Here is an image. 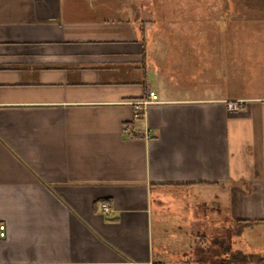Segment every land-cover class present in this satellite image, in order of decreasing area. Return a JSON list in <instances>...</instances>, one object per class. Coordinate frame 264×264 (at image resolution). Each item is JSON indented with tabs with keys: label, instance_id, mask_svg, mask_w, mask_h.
Here are the masks:
<instances>
[{
	"label": "crops",
	"instance_id": "crops-1",
	"mask_svg": "<svg viewBox=\"0 0 264 264\" xmlns=\"http://www.w3.org/2000/svg\"><path fill=\"white\" fill-rule=\"evenodd\" d=\"M157 3L0 0V264L170 263L179 231L162 232L191 195L218 227L264 224V32L232 38V66L186 49L155 83L161 48L172 63L167 46L188 43L158 46ZM242 3L264 18V0ZM149 89L159 101L133 118Z\"/></svg>",
	"mask_w": 264,
	"mask_h": 264
},
{
	"label": "rangeland",
	"instance_id": "rangeland-1",
	"mask_svg": "<svg viewBox=\"0 0 264 264\" xmlns=\"http://www.w3.org/2000/svg\"><path fill=\"white\" fill-rule=\"evenodd\" d=\"M156 4L161 9L156 14L158 20V30L153 31V35L159 39L158 46H164L166 38L170 37L181 39L185 36L188 39V43L177 44L179 42H174L171 45L167 46V49H171V54L167 53V58L175 59L172 63L165 61V54L162 53V48L158 55L157 69L160 71L159 76L154 75L155 69L152 67L148 68L149 79L158 82H163L166 80L165 77H168L169 71L167 70L168 64H175L176 66L184 64L182 56H184L186 49L187 52H190L192 48L199 47L202 51V57L204 60L210 59L212 63L218 60L221 54L222 61H227V64L232 66V38L237 36H262L264 30L255 29L246 30L243 28V25H240V22L249 20H258L262 19V13L260 11L246 12L244 9V4H238V10H235L232 5L237 4L238 1L244 0H204L201 3V0H156ZM196 1H201L199 4ZM262 4V0H257ZM166 5V6H163ZM241 6V7H240ZM264 20V18L262 19ZM177 21L182 22L179 28H167L176 24ZM188 21V23H185ZM200 43L199 46L192 45V42ZM166 47V46H165ZM250 47H252L250 45ZM181 48V50H180ZM202 48V49H201ZM178 49V54L176 50ZM163 51L165 48L163 47ZM183 53V54H182ZM177 59V60H176ZM181 68V67H179ZM185 72V71H184ZM212 72L215 74L216 70H209V73ZM180 72L173 73L170 81L178 83L182 80L184 83H193L195 80L191 76L188 77V74L185 73L179 74ZM262 75H264V70H262ZM205 76V75H204ZM204 78V77H203ZM232 78V77H231ZM230 78V82H231ZM207 79V76H205ZM227 80L222 78V80ZM257 84L264 85V77L253 78ZM229 82V83H230ZM157 84H154V86ZM231 86V83L229 84ZM246 86V83L243 84ZM256 87V86H255ZM246 88V87H244ZM251 87H248L250 89ZM180 196V194H179ZM178 197V195H177ZM195 198V196H194ZM192 195L189 199V208L193 211L192 217L189 216V213H181L178 211L174 214L172 213L173 219V230L170 231V238L168 239L165 232H162V238L165 241L164 244H168V240L172 239L174 234H177L175 238L173 237V243L171 245L174 249L179 250L178 252H172V257L167 260L170 263L166 264H223L222 260L229 261L231 260L232 264H236L241 259H238L240 256L245 261L249 262L248 264H264V224H248L242 226L236 224V220L232 219L231 225L225 223L223 226L216 223V218L213 220H207L210 209L212 205L209 204L207 207L196 204V198L194 203ZM186 203V199H184ZM180 206V199L178 201ZM180 210V209H179ZM183 210V209H181ZM208 212V214H207ZM204 213V215H203ZM182 214V215H181ZM176 222V226L174 224ZM222 226V227H221ZM177 228L176 233L174 230ZM180 228H183L180 233ZM173 232V235H172ZM224 241L229 244L228 254H222L217 245H214V242ZM209 247L210 253L205 251ZM231 252V253H230ZM233 253V254H232ZM238 253V254H237ZM169 254V253H166ZM165 254V255H166ZM232 254V255H231ZM235 256V259L232 258ZM237 259V260H236Z\"/></svg>",
	"mask_w": 264,
	"mask_h": 264
},
{
	"label": "built area",
	"instance_id": "built-area-1",
	"mask_svg": "<svg viewBox=\"0 0 264 264\" xmlns=\"http://www.w3.org/2000/svg\"><path fill=\"white\" fill-rule=\"evenodd\" d=\"M158 99L159 98L156 91L153 89H149L147 91L145 98L136 101H131L130 104L133 107V118L135 119L140 118L144 114L147 106L152 103L158 102L159 101ZM242 106H243V102L241 100H235L229 102L228 104V108L230 110H239L240 108H242ZM107 210L108 209L104 207V211ZM4 236H5V226L4 224H0V238H3Z\"/></svg>",
	"mask_w": 264,
	"mask_h": 264
},
{
	"label": "trees",
	"instance_id": "trees-1",
	"mask_svg": "<svg viewBox=\"0 0 264 264\" xmlns=\"http://www.w3.org/2000/svg\"><path fill=\"white\" fill-rule=\"evenodd\" d=\"M255 223H257L256 221H243V220H236V224H240V225H242V226H244V225H248V224H255ZM214 245H217L218 246V248L220 249V252L222 253V254H228V252L230 251H228V249H229V244L228 243H225L224 241H216V242H214ZM206 250L205 251H207V253H210V250H209V247L207 246V248H205ZM231 253V252H230ZM233 254V253H232ZM231 254V255H232ZM238 254V253H237ZM232 258L233 259H235V256H232ZM238 259H241V260H239L238 262H236V264H248L249 262H247V261H245L244 259H242V257L240 256ZM237 260V259H236ZM221 263H223V264H232V262H231V260H229V261H226V260H222L221 261ZM215 264V263H214Z\"/></svg>",
	"mask_w": 264,
	"mask_h": 264
}]
</instances>
